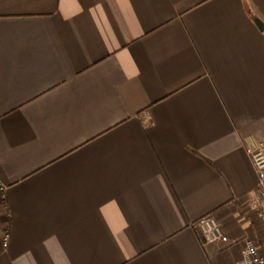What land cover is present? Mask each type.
Segmentation results:
<instances>
[{
  "label": "crops",
  "instance_id": "crops-1",
  "mask_svg": "<svg viewBox=\"0 0 264 264\" xmlns=\"http://www.w3.org/2000/svg\"><path fill=\"white\" fill-rule=\"evenodd\" d=\"M258 142L264 0H0V264L264 252Z\"/></svg>",
  "mask_w": 264,
  "mask_h": 264
},
{
  "label": "built area",
  "instance_id": "built-area-1",
  "mask_svg": "<svg viewBox=\"0 0 264 264\" xmlns=\"http://www.w3.org/2000/svg\"><path fill=\"white\" fill-rule=\"evenodd\" d=\"M249 156L257 175L255 188L257 208L255 216L264 230V142H258L251 146ZM3 189L0 183V192ZM192 226L201 233L205 244L226 245L230 243L228 234L213 213L199 217L193 222ZM7 244L8 233L5 229L0 236V247L6 248ZM228 264H264V252L260 250L256 240L245 238L241 243L240 256Z\"/></svg>",
  "mask_w": 264,
  "mask_h": 264
},
{
  "label": "trees",
  "instance_id": "trees-1",
  "mask_svg": "<svg viewBox=\"0 0 264 264\" xmlns=\"http://www.w3.org/2000/svg\"><path fill=\"white\" fill-rule=\"evenodd\" d=\"M6 228H7V227H6ZM6 228H5V229H6ZM6 230H7V229H6ZM1 231H2V230L0 229V234H1Z\"/></svg>",
  "mask_w": 264,
  "mask_h": 264
}]
</instances>
